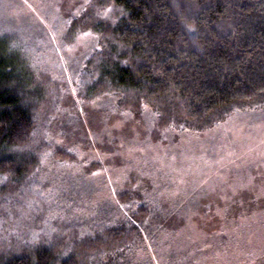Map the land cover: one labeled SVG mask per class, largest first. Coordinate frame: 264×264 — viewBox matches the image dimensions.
<instances>
[{
    "label": "rangeland",
    "instance_id": "rangeland-1",
    "mask_svg": "<svg viewBox=\"0 0 264 264\" xmlns=\"http://www.w3.org/2000/svg\"><path fill=\"white\" fill-rule=\"evenodd\" d=\"M118 10L114 0H0L8 26L24 35H11L9 45L23 50L30 88L42 96L32 100L38 171L20 189L0 180L1 249L24 246L44 215L79 192L84 176L102 186L91 206L115 190L141 193L150 180V200L164 212L185 208L179 218L163 215L157 239L134 264H144L147 251L150 264H264V99L226 108L206 124L169 129L148 106L121 108L115 94L86 96L87 64L99 59L106 37L92 28L113 26ZM92 118L96 139L86 126Z\"/></svg>",
    "mask_w": 264,
    "mask_h": 264
},
{
    "label": "trees",
    "instance_id": "trees-1",
    "mask_svg": "<svg viewBox=\"0 0 264 264\" xmlns=\"http://www.w3.org/2000/svg\"><path fill=\"white\" fill-rule=\"evenodd\" d=\"M114 5L115 24L92 28L109 38L101 41L96 63L87 64L86 96L115 94L121 108L148 106L156 124L169 129L206 124L226 108L264 99V0H114ZM5 19L0 14V31L9 34L0 35V180L20 189L38 171L32 100L42 96L30 88L23 50L9 45L11 35H24ZM96 125L93 118L86 123L95 139ZM80 179L79 192L53 216L44 215L43 225L32 229L18 251L8 254L0 244V264H134L144 244L157 239L162 218L185 215L184 207L164 212V205L150 200L156 189L150 180L141 193L115 190L91 206L101 182ZM147 253L144 264L153 261Z\"/></svg>",
    "mask_w": 264,
    "mask_h": 264
},
{
    "label": "snow or ice",
    "instance_id": "snow-or-ice-1",
    "mask_svg": "<svg viewBox=\"0 0 264 264\" xmlns=\"http://www.w3.org/2000/svg\"><path fill=\"white\" fill-rule=\"evenodd\" d=\"M193 31H194V29H193Z\"/></svg>",
    "mask_w": 264,
    "mask_h": 264
}]
</instances>
